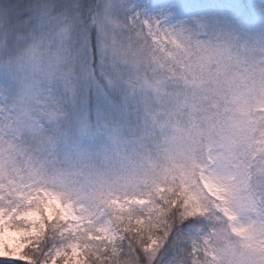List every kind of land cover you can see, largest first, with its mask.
I'll list each match as a JSON object with an SVG mask.
<instances>
[{"label": "snow or ice", "instance_id": "snow-or-ice-1", "mask_svg": "<svg viewBox=\"0 0 264 264\" xmlns=\"http://www.w3.org/2000/svg\"><path fill=\"white\" fill-rule=\"evenodd\" d=\"M157 182L140 264H264V0H0V264H123Z\"/></svg>", "mask_w": 264, "mask_h": 264}, {"label": "trees", "instance_id": "trees-1", "mask_svg": "<svg viewBox=\"0 0 264 264\" xmlns=\"http://www.w3.org/2000/svg\"><path fill=\"white\" fill-rule=\"evenodd\" d=\"M175 189L163 182H157L145 187H137L122 192L125 198L142 196L149 202L134 204L129 201L133 209L132 213L126 215L141 217L137 221L131 219L126 220L121 227L124 228L123 235L128 239L131 245L129 255L125 257L123 264H140L137 253L138 245L147 243L154 235L159 239H163L171 227V212L175 205L173 192ZM179 196V193H177ZM155 243V241H153ZM127 250V249H126ZM211 255V253H209Z\"/></svg>", "mask_w": 264, "mask_h": 264}]
</instances>
